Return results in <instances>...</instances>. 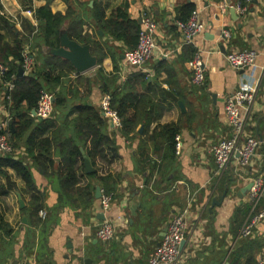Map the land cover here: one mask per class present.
<instances>
[{"label":"crops","instance_id":"crops-1","mask_svg":"<svg viewBox=\"0 0 264 264\" xmlns=\"http://www.w3.org/2000/svg\"><path fill=\"white\" fill-rule=\"evenodd\" d=\"M2 1V10L11 18L25 16L34 25L38 24L37 19L32 20L26 15L27 8L21 0ZM80 1L85 2L88 8L100 5L107 16L113 9L129 1L131 18L139 20L143 13H147L157 21V50L142 67L127 65L122 55L118 62V81L122 83L131 74L144 72L150 77V82L157 80L163 90L168 88L183 100L187 110L182 113L169 96L166 95L168 99L159 96L160 99L155 101L148 133H144L142 124L136 136H125L120 128L111 123L116 132L117 157L110 159V164L101 161L92 164L81 148L84 151V171L79 172L78 183L67 191L62 190L61 180L56 174L57 162L53 166L50 162H44L46 171L34 167L33 178L37 189L25 194L24 209L20 208L18 191L11 190L1 197L0 215L13 228V233L5 240L0 239V264H148L150 254L163 240V229L176 212L187 205L191 209L189 234L182 246L178 264H234L230 254L239 243V231L243 219L249 213L239 214V210H245L249 205L248 191L245 193L243 190L250 179L262 170L264 144L259 147L251 165L242 169L233 160L227 170L220 174L210 148L230 134L224 113L225 100L238 88H258L255 112L248 129L254 136L264 139V75L262 77L261 71L264 66V0L245 3L240 0ZM189 1L196 4L202 21L207 25L205 31L191 44L202 51L206 62L207 79L202 87L191 81L190 56L185 51L187 45L182 44L176 26L178 9ZM45 3L46 0H33L29 8L35 11ZM238 3L247 7L244 14H239ZM50 7L54 13L65 14L68 9L64 0H51ZM88 8H80V13L89 18L83 26L84 32H92L94 27L90 18L92 11ZM233 8L238 19L232 15ZM17 27L22 29L19 23ZM226 30L231 33V37L227 43H223L220 36ZM103 35L102 32L99 41H102ZM246 48L259 52L257 63L243 70L232 69L226 60V53ZM91 53L97 58V66L84 73L86 76L94 78L100 66L107 73L114 71L111 57L104 58L99 65L92 46ZM103 96L100 84H97L91 97L93 103L100 106ZM172 123L181 128L177 135L181 148L177 150L176 141V150L171 154L164 140L153 143L148 139L154 129ZM64 137L66 135L61 136ZM158 145L160 148L157 152L155 148ZM49 150L57 152V161L59 147L55 149L52 145ZM142 150L145 156L149 155L150 162L146 159L141 161L139 154ZM17 153L24 155L25 149H18ZM86 160L93 168L90 172L86 170ZM157 163L161 165L163 174L155 169ZM96 171L99 177L111 175L115 178L112 207L107 216L114 219L117 232L114 239L106 244L96 236L98 224L103 220L101 215L106 216L100 198L96 196L97 187L102 190L104 186L97 176H90ZM10 175L19 187L24 185L14 170L10 169ZM90 184L95 187L92 204L89 201L90 190L85 189ZM33 195L39 198L37 203L47 210L46 221L36 227L28 223V214L35 212L34 207L30 206ZM135 198L139 204L137 214L132 215L131 206ZM214 199L219 204L213 206ZM24 215L27 223L23 222ZM254 238L264 241V221ZM253 254L256 263H259L264 258V247ZM249 259V255H242L240 262L246 264Z\"/></svg>","mask_w":264,"mask_h":264},{"label":"trees","instance_id":"trees-1","mask_svg":"<svg viewBox=\"0 0 264 264\" xmlns=\"http://www.w3.org/2000/svg\"><path fill=\"white\" fill-rule=\"evenodd\" d=\"M21 1L25 8L30 9L33 0ZM64 1L68 5L65 14L54 13L50 7L51 0H46L43 6L36 8L34 14L38 21L37 25L25 16H18L16 22L9 15L0 13V63L8 67L3 82L10 80L15 85L9 92L4 83L0 82V101L2 100L9 113L10 142L13 147L12 153L0 155V178L3 179L0 182V208L1 197L11 190L20 192L24 198L27 192L37 189L33 169L41 167L46 171L47 166L44 162H50L51 166L57 162L56 174L61 180L62 190L67 191L78 183L79 172L84 171V154L81 148L85 150L92 164L99 161L110 164V159L117 157L116 132L111 127L110 119L91 98L97 84H100L104 95L110 96V108L120 119V131L125 136L131 134L136 136L142 124L144 133H148L156 99H160L159 96L168 99L161 84L157 80L150 82V77L144 72L133 73L122 83L118 81V62L126 50L137 46L141 30L139 20L131 18L129 14V1L113 9L109 16L100 5L88 8L85 2L80 0ZM80 8L92 11L90 16L94 26L92 32L83 31V26L89 18L80 13ZM1 10L0 6V12ZM195 10L196 4L193 1L184 3L178 9L176 21L188 20ZM18 23L22 27L20 30L17 27ZM65 28L70 39L92 46L94 54L98 56L99 65L104 58L111 57L114 71L107 73L100 66L92 78L78 73L69 60L48 52L60 48L61 33ZM100 31L104 33L102 41L98 40ZM27 49L33 57L34 65L30 72L21 76L18 71L20 67L23 68L24 52ZM185 51L191 60L198 49L193 45H187ZM43 92L54 95V113L48 119L32 115V110L37 108ZM8 94L10 99H6ZM180 131V126L175 123L162 125L161 129L153 130L148 140L153 143L164 140L167 151L172 154L176 150V136ZM63 135L66 137L61 138ZM52 145L55 149L59 147L57 161L55 160L57 152L49 150ZM21 148L25 149L24 155L17 153ZM159 148L158 145L155 150L158 152ZM145 154V151H140L141 161L146 159L150 162L149 155ZM155 165H157L154 166L155 169L161 174V165L158 163ZM10 169L21 177L24 182L22 187L12 179ZM259 174H264V163L261 172L256 175ZM90 176L91 178L97 176L104 186L102 189L113 194L115 178L111 175L99 177L98 171L91 173ZM85 189L90 190L89 201L92 204L95 187L90 184ZM38 200L39 198L34 195L30 200V206L35 209V212L28 214V223L32 227L41 225L47 217L42 218L40 213L38 214L44 210L43 205L37 203ZM250 208L249 204L245 210H239V214L245 212L247 215ZM259 208H264V199L261 200ZM26 212L28 213V210ZM0 232L1 240H5L13 233V228L5 221L3 215H0ZM260 240L254 237L239 238L237 247L230 254L232 263L244 264L240 262L241 256L249 255L251 259L246 264H259L256 263L253 253L264 247V241ZM30 242L33 243V239Z\"/></svg>","mask_w":264,"mask_h":264},{"label":"built area","instance_id":"built-area-1","mask_svg":"<svg viewBox=\"0 0 264 264\" xmlns=\"http://www.w3.org/2000/svg\"><path fill=\"white\" fill-rule=\"evenodd\" d=\"M201 2L204 0H193ZM252 0H247L250 2ZM3 3L0 0V5ZM237 9L239 14H244L247 10L246 6L238 3ZM1 14H6L3 10ZM26 15L35 20L34 11L25 10ZM17 22V18H12ZM141 19V30L137 46L124 52V62L131 67H142L153 56L157 50L156 32L158 30L157 21L147 13H143ZM176 26L183 45L194 44L196 37L205 31L207 25L202 21L200 11L196 10L186 21H177ZM231 37V33L226 30L220 36V41L227 43ZM168 56V55H166ZM259 58V52L255 49L233 50L226 53V60L229 66L235 70H243L247 67L254 66ZM34 61L27 49L24 52V74L30 72L33 68ZM191 71V81L194 85L202 87L206 84V62L202 51H197L189 62ZM264 69V66L262 67ZM8 72V67L4 63H0V82H3L4 76ZM8 91L14 89L13 81L3 82ZM6 99H10V95ZM258 99V88H238L234 90L225 100L224 113L226 123L230 128V134L219 139L210 148L217 166L218 173L225 172L233 160L237 161L240 168H246L251 165L252 161L257 157L258 149L262 143V139L254 136L248 129V124L255 112ZM100 107L114 127L120 128L121 121L116 113L110 108V96L104 95ZM54 113V95L49 92H43L36 108V116L40 119H48ZM10 118L9 113L0 101V155L13 152L10 142ZM179 136H176L177 150L181 145ZM251 187L248 191V201L251 205L249 213L241 225L239 236L250 238L256 235L260 224L264 221V208H259V204L264 199V174L255 175L250 179ZM100 202L102 210L105 212V218L98 224L96 236L98 240L104 244L112 241L117 232V225L107 212L112 207V194L101 190ZM190 206L178 210L168 223V230L163 237L162 242L150 254L148 264H178L182 256V242L187 239L189 234V216ZM42 218L47 216L46 210H41ZM260 264H264V258L259 260Z\"/></svg>","mask_w":264,"mask_h":264},{"label":"water","instance_id":"water-1","mask_svg":"<svg viewBox=\"0 0 264 264\" xmlns=\"http://www.w3.org/2000/svg\"><path fill=\"white\" fill-rule=\"evenodd\" d=\"M231 12H232L234 19L239 18L238 14L236 13L235 8H233L231 10ZM141 22H142L141 19H139V23H141ZM100 34H102V31H100ZM48 52L57 54L59 56H62L65 59L69 60L72 63V65L74 66V68L76 69V71L80 74H84V73L88 72L89 70H91L97 66V58L94 55H92L91 46L89 44L82 45L78 41L70 39L68 36L66 28L63 29L62 33H61V46H60V48H58L56 50H48ZM122 58L124 59V55L122 56ZM18 74L23 76L24 75V68L20 67ZM164 91H165L167 96H169L173 101H175L177 103V105L180 107L182 113H185L187 109H186V105L183 102V100L179 99V97L176 94H174L171 90H169L168 88H164ZM103 114L105 115V113H103ZM32 115L36 116V109L32 110ZM142 130H143V128L141 127L140 132H142ZM81 150H82V152H84L83 149H81ZM85 166H86V170L88 172L93 170V168L90 165L88 160L85 161ZM250 187H251V182L248 183V185L245 187L243 192L246 193L247 191H249ZM17 195H18L20 208L24 209L26 206V202H25V200H24V198L20 192H18ZM96 196L98 198L101 197V188L100 187H97ZM138 204H139V201L137 198H135V202L131 206L132 215L137 214ZM215 204H219V201L217 199L213 200V206ZM101 217L103 219L105 218L103 214L101 215ZM23 222L27 223L26 215L23 216ZM131 222H132V220H131ZM167 230H168V226H166L163 229V231H162L163 236H165ZM185 242H186V240H184L182 242L181 247L185 244ZM227 264H229V263H227Z\"/></svg>","mask_w":264,"mask_h":264},{"label":"rangeland","instance_id":"rangeland-1","mask_svg":"<svg viewBox=\"0 0 264 264\" xmlns=\"http://www.w3.org/2000/svg\"><path fill=\"white\" fill-rule=\"evenodd\" d=\"M247 49H249V48H246V50H247ZM250 49H251V48H250ZM261 71L263 72V74H262V77H263V75H264V69H263V70L261 69ZM262 77H261V79H262Z\"/></svg>","mask_w":264,"mask_h":264}]
</instances>
